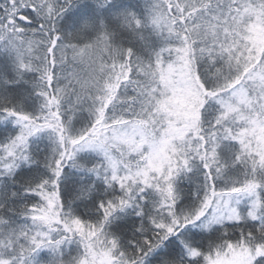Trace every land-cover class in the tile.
I'll return each mask as SVG.
<instances>
[{
    "label": "snow or ice",
    "instance_id": "obj_1",
    "mask_svg": "<svg viewBox=\"0 0 264 264\" xmlns=\"http://www.w3.org/2000/svg\"><path fill=\"white\" fill-rule=\"evenodd\" d=\"M0 264H264V0H0Z\"/></svg>",
    "mask_w": 264,
    "mask_h": 264
}]
</instances>
